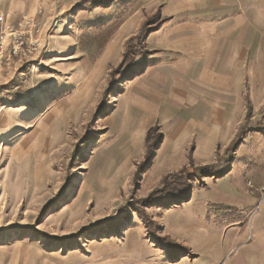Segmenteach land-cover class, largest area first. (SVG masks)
<instances>
[{
	"label": "rangeland",
	"instance_id": "374dc122",
	"mask_svg": "<svg viewBox=\"0 0 264 264\" xmlns=\"http://www.w3.org/2000/svg\"><path fill=\"white\" fill-rule=\"evenodd\" d=\"M140 12L127 33L133 37L112 51L82 116L55 117L82 81L79 67L88 73L114 35ZM156 15L146 12V0H38L30 11H13L0 2V264L264 262V151L255 150L256 165L242 161L253 203L241 211L240 200L210 193L193 203L164 197L144 208L154 221L149 225L134 210V202L159 188L169 171L157 170L158 142L149 158L136 151L122 167L121 145L107 117L120 91L113 83L138 69L141 33L153 29ZM61 17L71 21L70 38L57 54L47 50L52 29L47 21ZM144 23L149 25L142 30ZM21 36L23 48L27 41L37 46L34 55L12 54ZM130 41L132 54L124 57ZM260 139L262 147L264 136ZM240 168L230 172L235 184ZM225 171L224 164L217 177Z\"/></svg>",
	"mask_w": 264,
	"mask_h": 264
},
{
	"label": "crops",
	"instance_id": "0c3cea01",
	"mask_svg": "<svg viewBox=\"0 0 264 264\" xmlns=\"http://www.w3.org/2000/svg\"><path fill=\"white\" fill-rule=\"evenodd\" d=\"M5 1L13 11H30L38 0H0ZM150 11L159 18L143 37L138 69L113 83L120 91L113 96L116 106L107 118L117 132L115 142L120 140L121 166H128L136 151L149 158L146 134L157 126V170H168L166 177L188 166L206 167L212 174L204 177L206 189H192L189 200L210 193L240 200L241 211L253 203L242 161L253 165L255 150L264 151V0H146ZM141 15L126 21L88 73L79 67L82 81L61 102L55 117L82 116L112 51L124 38L133 37L127 33ZM70 22L65 17L47 21L52 26L48 51L64 53ZM224 164L228 171L217 177ZM235 166L241 167L237 185L230 176ZM253 182L261 184L257 178Z\"/></svg>",
	"mask_w": 264,
	"mask_h": 264
},
{
	"label": "trees",
	"instance_id": "16d2710c",
	"mask_svg": "<svg viewBox=\"0 0 264 264\" xmlns=\"http://www.w3.org/2000/svg\"><path fill=\"white\" fill-rule=\"evenodd\" d=\"M147 27L148 25L145 24L142 30H145ZM141 37L143 38L142 33ZM132 49L133 46L130 41L124 52V57L132 54ZM114 74L115 70L111 72V77H113ZM160 138L161 134L157 126L148 129L146 134L148 152L153 151L154 146L160 140ZM211 175L212 174L208 172L206 167H184L178 172L168 175V177L164 179L162 185L159 188L154 189L146 198L135 201L134 210L138 211L139 216L142 218L145 224H152L154 221L149 219L144 208L158 205V203H160L164 197L175 201L188 200L192 189L205 187L206 184L204 182V177ZM194 182H197L196 186L193 185ZM130 205L131 204L125 206L124 209L129 210Z\"/></svg>",
	"mask_w": 264,
	"mask_h": 264
},
{
	"label": "built area",
	"instance_id": "2783aa9c",
	"mask_svg": "<svg viewBox=\"0 0 264 264\" xmlns=\"http://www.w3.org/2000/svg\"><path fill=\"white\" fill-rule=\"evenodd\" d=\"M21 39V41L18 43V48H16L15 46H13L12 48V54L13 55H21V56H26V55H34L37 51V46L32 43V42H28L27 41V47H25V45L22 47L24 41L22 40V36L19 37ZM2 39V36L0 38V40ZM2 56V50H1V44H0V58ZM2 61H0V66H1ZM264 189V187H261V190Z\"/></svg>",
	"mask_w": 264,
	"mask_h": 264
},
{
	"label": "bare ground",
	"instance_id": "6f19581e",
	"mask_svg": "<svg viewBox=\"0 0 264 264\" xmlns=\"http://www.w3.org/2000/svg\"><path fill=\"white\" fill-rule=\"evenodd\" d=\"M62 123H63V122H62ZM119 141H120V140L118 139V142H119ZM46 142H47V141H46ZM118 142H115V143H118ZM115 143H114V145H115ZM45 146H46V144H45ZM46 147H47V146H46ZM112 148H113V146H112ZM125 154H126V153H125ZM118 159H119V158H118ZM111 165H112V163H111ZM108 168H109V167H108ZM111 169H112V168H111ZM108 170H109V169H108ZM109 172H110V171H109ZM109 172H108V173H109ZM219 186H220V185H219ZM221 186H222V185H221ZM221 186H220V187H221ZM202 244H203V243H202ZM228 256H229V255H228ZM262 259H264V257H262ZM202 260H203V259H202ZM260 260H261V259H260ZM262 262H263V260H262ZM262 262H261V263H262ZM196 263H198V262H196ZM261 263H260V264H261ZM263 263H264V262H263ZM200 264H201V263H200ZM206 264H207V263H206Z\"/></svg>",
	"mask_w": 264,
	"mask_h": 264
}]
</instances>
